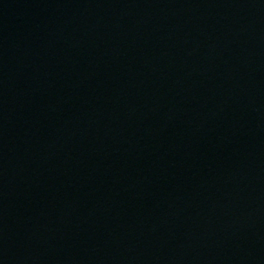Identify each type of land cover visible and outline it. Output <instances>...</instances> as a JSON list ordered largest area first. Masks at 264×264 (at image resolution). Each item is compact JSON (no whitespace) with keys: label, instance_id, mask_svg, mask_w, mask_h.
Instances as JSON below:
<instances>
[{"label":"water","instance_id":"95a60500","mask_svg":"<svg viewBox=\"0 0 264 264\" xmlns=\"http://www.w3.org/2000/svg\"><path fill=\"white\" fill-rule=\"evenodd\" d=\"M0 264H264V0H0Z\"/></svg>","mask_w":264,"mask_h":264}]
</instances>
